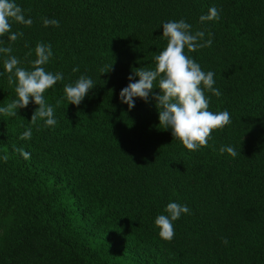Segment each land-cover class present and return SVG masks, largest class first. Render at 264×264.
I'll return each instance as SVG.
<instances>
[{
    "label": "trees",
    "instance_id": "trees-1",
    "mask_svg": "<svg viewBox=\"0 0 264 264\" xmlns=\"http://www.w3.org/2000/svg\"><path fill=\"white\" fill-rule=\"evenodd\" d=\"M14 2L32 24L10 21L23 36L0 37L12 48L0 53V107L17 98L8 55L31 69L36 45L50 44L43 67L64 79L44 93L55 126L30 122L32 102L16 116L0 114V157L8 156L0 159V264H264V0ZM211 7L219 19L201 23ZM181 19L204 32L202 43L211 39L185 54L215 73L221 95L205 90L208 110L231 119L195 151L159 125L154 99L134 98L131 110L119 99L133 70L155 68L167 44L162 24ZM81 75L95 87L79 106L65 97L57 107L64 85ZM228 146L235 157L220 153ZM170 202L189 212L166 241L155 219Z\"/></svg>",
    "mask_w": 264,
    "mask_h": 264
},
{
    "label": "clouds",
    "instance_id": "clouds-1",
    "mask_svg": "<svg viewBox=\"0 0 264 264\" xmlns=\"http://www.w3.org/2000/svg\"><path fill=\"white\" fill-rule=\"evenodd\" d=\"M219 19V10L211 7L208 14L201 15L200 22ZM31 26V18L25 19L23 10L14 0H0V37L11 32V23ZM45 27L52 25L59 27V21L55 19H43ZM162 38L167 41L166 47L155 55V68H137L128 77L130 83L119 93L121 103L127 104L129 110L135 106L134 98H140L146 103L151 99L155 100V107L158 110L159 125L165 130L170 129L174 139L179 140L189 151L198 150L207 146L213 130L223 129L231 123L230 114L227 110L213 113L208 110L209 99L205 97V90L219 97L221 92L214 88V75L212 71L204 72L200 65L193 58L185 54V48L189 52L211 46V39L201 42L204 32L193 33L192 26L184 21H169L162 24ZM23 36L22 32H11L8 39L15 42ZM0 43H3L0 40ZM11 47H0V53L10 54ZM31 55V53H29ZM36 59L31 62V69L20 67V60L13 55H8L3 62L4 71L8 75V84H15L16 99L5 107H0V114L5 116H16L18 109L27 108L30 102L38 105L31 116V123L37 124L38 120L44 121L45 127H53L57 124L54 117L55 109L47 104L44 98L46 90L50 89L58 81L64 79L63 73H52L45 70L46 65L53 53L50 44L38 43L35 47ZM112 70L101 69V73ZM79 71L78 67L73 72ZM2 74V73H0ZM134 77L138 81L131 82ZM154 83L156 86L154 87ZM203 86V87H202ZM94 81L85 75H81L74 83L65 84L64 97L57 100L58 107L66 97L68 104L79 106L88 92L93 89ZM159 88L158 94H153V89ZM32 131L29 128L21 136V140L30 139ZM25 160L30 158V153L23 148H16ZM227 152L235 157L238 153L231 147H221L220 153ZM5 162L7 154L0 157ZM164 211L167 215L161 214L156 217L155 225L160 229L159 236L171 241L174 238L173 222L178 220L182 214H187L189 208L176 202L166 205ZM223 243L227 244L226 239Z\"/></svg>",
    "mask_w": 264,
    "mask_h": 264
}]
</instances>
